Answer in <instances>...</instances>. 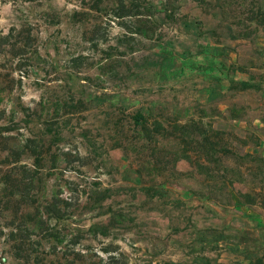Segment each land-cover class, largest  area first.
Listing matches in <instances>:
<instances>
[{"label":"rangeland","instance_id":"rangeland-1","mask_svg":"<svg viewBox=\"0 0 264 264\" xmlns=\"http://www.w3.org/2000/svg\"><path fill=\"white\" fill-rule=\"evenodd\" d=\"M262 10L0 0V264H264V95L239 85L263 62L244 47ZM190 120L217 144L213 171L156 128Z\"/></svg>","mask_w":264,"mask_h":264},{"label":"trees","instance_id":"trees-1","mask_svg":"<svg viewBox=\"0 0 264 264\" xmlns=\"http://www.w3.org/2000/svg\"><path fill=\"white\" fill-rule=\"evenodd\" d=\"M260 14L262 15V17H264V10L260 11ZM245 82L244 81H240V85L242 87H244V84ZM132 119H133V123L135 126H138L140 127L145 133L146 135H148V133H150V130H149V127H148V119L146 116H144V114L140 111L136 112L135 114L132 115ZM193 124H195V121L194 120H190V122H186V123H183V124H178V123H174V132H169L166 128L163 127L162 124L160 123H156V128H158V133L159 134H162V135H169L170 137H174L176 139H180L181 141L185 143H187V138H191L192 141H195L198 146H202L203 149H204V154L203 155H198V156H191L188 152H184L183 153V156L182 158L192 162L193 160L196 161V164L201 166V167H204L206 170L208 169L209 172L210 171H213L211 167H209L207 165V162H202L201 159L202 157H204L203 159L206 158V160L209 161V157H213L212 156V153L216 152V147H217V144H215L213 142V140L211 139V137L209 136V134L204 130H202L200 133H198V139H196L195 137L193 138V136H190L189 133H188V128L191 127ZM48 129L55 133L54 130H52L51 127L48 126ZM7 127H4L2 124H0V134L3 133V131H7ZM174 133V134H173ZM58 133H56L57 135ZM191 134V132H190ZM193 134V133H192ZM10 150V149H9ZM12 151V150H11ZM228 151V150H227ZM219 161L220 160V157L219 156H216L215 158V161ZM16 161H13V163H15ZM15 165V164H14ZM213 175V174H212ZM10 176H11V173L8 175H6V182H9V179H10ZM17 178V177H16ZM106 190H104L103 193H105ZM94 193L97 195V198L95 199L96 201H100V200H103L105 198V196H101V192L99 191H94ZM103 195V194H102ZM247 194H244V196H246ZM241 198V196H239ZM240 201V200H239ZM243 202V200H242ZM55 206V205H54ZM40 217V218H39ZM38 219L41 220V215H38ZM17 230L18 228H16L15 232L17 233ZM15 232H11V234L15 233ZM30 255L29 254H15V257H18V258H23L24 261H26L27 263H30ZM33 261V260H32ZM32 264V263H31ZM34 264H41V262L39 261V259L35 258L34 260Z\"/></svg>","mask_w":264,"mask_h":264},{"label":"crops","instance_id":"crops-1","mask_svg":"<svg viewBox=\"0 0 264 264\" xmlns=\"http://www.w3.org/2000/svg\"><path fill=\"white\" fill-rule=\"evenodd\" d=\"M258 46L261 50L264 49V36H258L256 39H253L251 37L244 39V47L248 50H252L254 49V47ZM242 72H244V79L240 80V81H244L245 85L244 87H242L240 85V81H239V85H240V89L243 91H249V90H257L260 91L262 95H264V90L263 88H261V84L259 82H254V80L252 79V73L256 74V73H261L260 76L263 77L264 79V58H263V62H260L258 65V68L253 67V66H243L241 67Z\"/></svg>","mask_w":264,"mask_h":264}]
</instances>
